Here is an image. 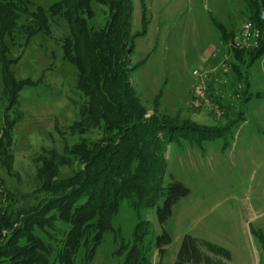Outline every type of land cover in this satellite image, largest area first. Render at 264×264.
Wrapping results in <instances>:
<instances>
[{"label":"rangeland","instance_id":"obj_1","mask_svg":"<svg viewBox=\"0 0 264 264\" xmlns=\"http://www.w3.org/2000/svg\"><path fill=\"white\" fill-rule=\"evenodd\" d=\"M30 1L34 9L38 5L47 9L57 0ZM131 1V79L139 103L145 107L142 118L155 116L167 124L210 127L218 132L210 136L200 130L186 134L181 130L169 142L163 186L179 180L190 193L174 205L164 224L158 220L157 208L146 207L138 217L135 196L125 198L111 219L114 229L104 233L90 256L82 246L73 264H135L139 249L155 264L159 259L155 238L164 230L172 241L163 264L175 263L187 234L229 250L228 264H264V51L251 57L264 36L250 19L257 17L260 23L262 8L252 11L244 0ZM93 7L91 22L99 27L108 8L97 2ZM48 16L49 34L35 35L12 66L18 78H31L34 83L19 92L23 118L12 128L13 169L9 173L0 165L4 182L0 204L5 209L34 202V158L42 148L61 152L66 142L72 148L80 140V134L69 128L79 118L85 100L77 85V65L64 57L61 38L69 33V25L62 15ZM245 28L251 32L250 42L238 44L236 37ZM15 42L11 57L19 55L23 36H17ZM201 73L207 76L199 77ZM3 82L0 63V97ZM4 105L1 97L0 137ZM99 137L95 129L88 138ZM77 156L78 151L70 158L72 167L61 168V178L74 177L86 167ZM163 201L160 198L159 204ZM21 219L22 215L18 221ZM137 221L141 227L134 236ZM20 224L2 228L0 244ZM69 228L68 222L56 220L49 230L55 239L36 230L44 243L55 245L51 264H58L57 241ZM24 242L19 241L18 246L24 248ZM38 252L44 256L45 250ZM0 264H7L5 257H0Z\"/></svg>","mask_w":264,"mask_h":264},{"label":"trees","instance_id":"obj_2","mask_svg":"<svg viewBox=\"0 0 264 264\" xmlns=\"http://www.w3.org/2000/svg\"><path fill=\"white\" fill-rule=\"evenodd\" d=\"M95 2L108 8L105 22L99 27L91 22ZM31 3L30 0H0V63L4 81L1 97L5 100L0 165L9 173L13 169L12 128L23 118V111L18 108L19 92L24 85L34 83L31 78H18L12 66L35 35L40 32L49 34L48 13L62 15L68 22L69 33L61 38L64 57L77 65V85L85 100L79 108V118L69 125L72 133L80 134L77 145L71 148L66 142L61 152L56 148H42L34 158L37 180L32 195L34 202L14 209L11 206L5 209L0 204V230L16 222L22 223L0 244V257H5L7 264H51L50 256L55 245L44 243L36 230L55 239L49 230L54 228L56 220H62L68 222L70 228L65 237L57 241L60 243L55 261L73 264L82 246L90 256L104 233L114 229L111 219L125 198L135 196L133 207L137 209L138 217L146 207L157 208L158 220L164 224L174 205L190 193V189L179 180L174 179L163 186L169 142L181 130L185 134L200 130L210 136H215L218 131L196 125L167 124L155 116L142 118L145 107L140 105L131 79L134 68L130 66L133 51L130 42L131 0H57L47 9L42 5L34 9ZM244 3L252 11L262 8L264 17V0H244ZM250 19L262 29L264 36L261 27L264 18L260 23L257 17ZM17 36H23L24 42L19 55L11 57L9 54ZM263 51L264 37L260 47L255 49L256 55H251L254 56L252 59ZM13 108L17 109L12 111ZM95 129L100 137L93 141L89 138ZM77 151V157L85 162L86 167L74 177L61 178V168L72 167L70 158ZM3 185L0 180V193H3ZM160 198H164L161 205ZM21 215L22 219L18 221ZM140 227L141 221H137L134 236ZM22 239L24 248L18 246ZM134 240L140 241L141 238ZM171 241L166 230L156 236L159 259L155 264H163L166 247ZM46 246L49 249H45ZM40 249L45 250L44 256L38 252ZM230 259V251L226 248L187 234L174 264H228ZM133 260L135 264H153L142 249Z\"/></svg>","mask_w":264,"mask_h":264},{"label":"built area","instance_id":"obj_3","mask_svg":"<svg viewBox=\"0 0 264 264\" xmlns=\"http://www.w3.org/2000/svg\"><path fill=\"white\" fill-rule=\"evenodd\" d=\"M250 37H251V32L249 31L248 28H245L244 31L241 33V35L236 37V42L238 44H241V42H245V44L247 45L250 42L249 41ZM255 43H257V42H255ZM203 75L207 76L206 73H204V74L201 73V74H199V77H202Z\"/></svg>","mask_w":264,"mask_h":264}]
</instances>
